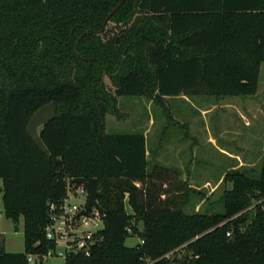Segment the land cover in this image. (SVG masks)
Returning <instances> with one entry per match:
<instances>
[{
  "label": "trees",
  "instance_id": "1",
  "mask_svg": "<svg viewBox=\"0 0 264 264\" xmlns=\"http://www.w3.org/2000/svg\"><path fill=\"white\" fill-rule=\"evenodd\" d=\"M120 2L0 0V191L5 216L16 230L23 218L25 236L23 252L0 248V264H29L30 254L55 248L45 232L49 205L76 177L97 179L104 240L65 264H264V152L258 177L241 168L226 173L232 186L222 212L188 213L196 190L178 169L151 166L144 133H107L103 125L107 102L113 106L103 77L118 96H144V60L161 101L200 91L255 95L264 0H126L105 24ZM130 7L148 21L120 25ZM156 24L177 38L182 55L162 31L153 35ZM50 101L57 117L39 129L45 153L27 125ZM85 102L93 108H68ZM132 235L140 242L128 246Z\"/></svg>",
  "mask_w": 264,
  "mask_h": 264
},
{
  "label": "rangeland",
  "instance_id": "2",
  "mask_svg": "<svg viewBox=\"0 0 264 264\" xmlns=\"http://www.w3.org/2000/svg\"><path fill=\"white\" fill-rule=\"evenodd\" d=\"M127 14L120 22L124 28L131 29L140 21L149 19L147 13L131 7ZM116 24L110 23L109 27ZM152 29L153 35L162 31L166 43L171 45L177 54L182 55V51L177 47V38L170 37L165 32L164 25H152ZM143 67L150 84L148 94L144 96H118L115 94L116 84L113 79L107 75L103 77L106 92L113 101V106L111 102H107L108 110L103 121L105 131L133 133L145 132L148 129L150 150L158 152L160 148H166L167 154H164V157L168 161L175 152L177 162L182 167V179L186 178L189 185L196 190L192 192L185 211L222 212L224 191L232 186L231 182L224 181V177L229 170L234 169L236 160L244 162L238 168L247 171L252 177L260 175L264 152V63L261 65L255 95L217 97L200 91L193 95L165 97L162 101L155 89L152 67L146 60L143 61ZM97 102L99 104L105 101L97 98ZM68 108L74 111H89L93 107L85 102L70 105ZM97 115L98 113L95 115L96 121ZM210 135L215 137L219 147L232 154L230 160L209 141ZM158 165L171 167L165 161ZM69 200L71 204L81 205L86 198L76 192L75 195H70ZM139 242L140 238L136 235L126 239L128 246H135ZM0 248L7 252L25 250L24 219L21 218L19 229L16 230L15 224L4 214L1 191ZM61 250L59 246L57 251ZM39 263L65 264V258L50 257L39 260Z\"/></svg>",
  "mask_w": 264,
  "mask_h": 264
},
{
  "label": "built area",
  "instance_id": "3",
  "mask_svg": "<svg viewBox=\"0 0 264 264\" xmlns=\"http://www.w3.org/2000/svg\"><path fill=\"white\" fill-rule=\"evenodd\" d=\"M76 192L86 198V201L81 205L70 203V195H75ZM88 199L89 192L86 185L82 183L75 188V183L72 180L67 187V195L61 202L50 203L49 222L45 232L46 238L55 243V248L46 253L30 254L29 264H40L39 260L50 257L66 259L73 253L89 256L92 249L103 242L102 230L104 229L105 213L96 206L87 210ZM84 210L86 211L78 216ZM59 246L62 250L58 252Z\"/></svg>",
  "mask_w": 264,
  "mask_h": 264
},
{
  "label": "water",
  "instance_id": "4",
  "mask_svg": "<svg viewBox=\"0 0 264 264\" xmlns=\"http://www.w3.org/2000/svg\"><path fill=\"white\" fill-rule=\"evenodd\" d=\"M125 0H122L108 15L105 24L108 22L110 17L115 14L124 4ZM57 117V106L55 101H50L49 103L40 107L34 114L30 117L27 125V132L30 137L33 139L35 144L45 153H48V150L41 139L39 129L44 124L49 123ZM75 183V188L80 184L84 183L89 192V199L86 204V209L90 210L92 206L100 208L102 207L98 202V198L101 195V192L98 189V182L96 178L92 177H76L73 179ZM86 210L82 211L78 216L84 213Z\"/></svg>",
  "mask_w": 264,
  "mask_h": 264
},
{
  "label": "crops",
  "instance_id": "5",
  "mask_svg": "<svg viewBox=\"0 0 264 264\" xmlns=\"http://www.w3.org/2000/svg\"><path fill=\"white\" fill-rule=\"evenodd\" d=\"M148 129H146L144 133V135L146 136V145H147V159L150 162V164L152 163L153 165L158 164V163H162L163 161L167 162V164H169L172 168L178 169L180 171V173H182V167L179 165V163L177 162L176 156H175V152H174V156L168 161L167 159H165L164 154H167L166 148H160V150L157 151H152L149 148L148 145ZM215 137H212V135H210L209 137V141L214 144L215 146H217V148L219 149V151H221V153H223L224 155H226L228 157V159L230 160L232 157V154L229 153L228 151L224 150V148H221L218 146L217 142H215ZM155 152V153H154ZM170 156V155H169ZM172 156V154H171ZM170 156V157H171ZM237 156V155H236ZM235 156V157H236ZM234 157V156H233ZM239 157V156H238ZM174 158V159H173ZM238 159V158H237ZM236 160V159H235ZM234 160V161H235ZM239 160V159H238ZM238 160H236V165L234 166V168H238L241 167L243 165V161L241 160L240 162H237ZM185 180H187L185 178Z\"/></svg>",
  "mask_w": 264,
  "mask_h": 264
},
{
  "label": "flooded vegetation",
  "instance_id": "6",
  "mask_svg": "<svg viewBox=\"0 0 264 264\" xmlns=\"http://www.w3.org/2000/svg\"><path fill=\"white\" fill-rule=\"evenodd\" d=\"M122 1V0H121ZM126 1V0H125ZM125 3V2H124Z\"/></svg>",
  "mask_w": 264,
  "mask_h": 264
}]
</instances>
